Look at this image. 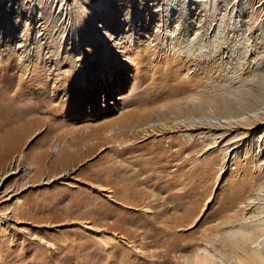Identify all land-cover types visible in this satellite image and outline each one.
Segmentation results:
<instances>
[{
  "label": "rangeland",
  "instance_id": "374dc122",
  "mask_svg": "<svg viewBox=\"0 0 264 264\" xmlns=\"http://www.w3.org/2000/svg\"><path fill=\"white\" fill-rule=\"evenodd\" d=\"M249 50L264 53V0H0V137L20 114L27 132L0 151V173L16 170L0 192L18 188L0 194V264H201L204 249L234 264L225 231L252 200L264 210V149L221 162L198 137L141 127L170 126L177 113H155L168 102L210 98L223 61ZM252 86L224 97L237 119L263 103L264 80ZM42 149L37 172L26 156ZM113 169L126 178L111 185Z\"/></svg>",
  "mask_w": 264,
  "mask_h": 264
},
{
  "label": "bare ground",
  "instance_id": "6f19581e",
  "mask_svg": "<svg viewBox=\"0 0 264 264\" xmlns=\"http://www.w3.org/2000/svg\"><path fill=\"white\" fill-rule=\"evenodd\" d=\"M65 4L66 3L60 4V8L65 9ZM191 51L192 50H188V54L192 56V59L196 56L211 58V56H213L216 52V50ZM254 51L255 50H249V58L232 57V59H226L223 61L224 71L222 72V76H219L220 80L209 81L204 89V92L208 93L210 98L205 97L203 94H195L185 100L175 101L176 105H173L172 102H168L166 105L158 107L157 112L155 113L163 116L171 115L173 112L177 113L176 116H173L175 117V120L173 122L171 121L172 124L170 123V126H159V124H152L150 122L151 124L142 126L141 131L146 135L161 134L168 131H181L184 135L188 136L193 143L196 142L195 139L198 137L197 139H200L205 146L203 152L208 150L218 151L222 155L221 162L226 161L229 163L233 161L234 158L240 154L241 149L247 148L248 145L249 147L256 149L257 153L262 152L264 149V106H262L264 105V100L263 103L257 107H249V110H247L249 111V114H247L246 117L243 116V119H237L238 108L235 107L236 105L231 104L230 100L226 101L224 99V97H226V99H230L229 94L231 93H237L238 97H240L243 95L241 93H246L250 90L253 82L258 79L264 80V53H255ZM241 52L244 56L248 54V50H241ZM232 97L233 96H231V98ZM237 101L240 102L242 100L237 99ZM243 102H246L245 99H243ZM212 104L223 105L222 108L224 111L222 116L219 118L224 120L213 122L203 119L201 108ZM193 108H196L199 114L198 116H186L184 119L179 120V115L182 111L188 112ZM195 117L199 118L198 121L191 120ZM15 118L11 119V121L18 122V126H15V128L12 129L11 133L8 135L0 137V151L14 144L17 140L20 141L23 136H26L27 132L26 129H24V125L19 124L21 121H26L25 115L20 114ZM140 119L137 120L139 123L142 121V119ZM4 125L6 126V124L0 122V129H2ZM192 144H190V146H192ZM54 150L55 148L50 151ZM67 153L70 155L72 152L67 151ZM42 154L43 149L40 150L37 156H26L38 163L35 167L37 172L40 170L39 162ZM262 163V165H264V158ZM219 168L222 169L223 167L220 166ZM15 171L16 170L13 172ZM13 172L5 174L1 172L0 183L4 178H6L7 174L9 175ZM103 172H109L108 165L102 171L95 172L93 176L99 177L103 174ZM109 174V182L111 185L117 184L118 181L115 180L117 178L120 180L126 178L124 175L125 169H117L115 171L113 169ZM17 189L18 188L2 190L0 194L1 198H4L3 201L10 200ZM113 191L114 195H117L116 190ZM260 192L258 190L256 195H260ZM252 207L255 209H253V214L241 217L238 222H232L227 226L228 228L225 231V238L232 241L233 244L237 246V248H235L240 253L239 255L237 254L238 256L236 255L237 257L234 255L236 257L235 261L232 260L234 264H264V210L258 211L257 208L259 206L257 207L253 200ZM90 228L95 230L93 227ZM212 254L213 253L210 254L207 249H204V256L198 259L199 262L201 264H215V258Z\"/></svg>",
  "mask_w": 264,
  "mask_h": 264
}]
</instances>
